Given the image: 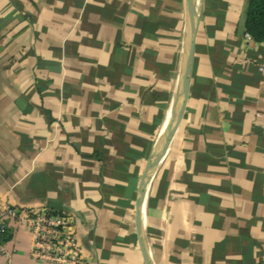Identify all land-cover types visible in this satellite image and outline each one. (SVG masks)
<instances>
[{
	"label": "crops",
	"instance_id": "0c3cea01",
	"mask_svg": "<svg viewBox=\"0 0 264 264\" xmlns=\"http://www.w3.org/2000/svg\"><path fill=\"white\" fill-rule=\"evenodd\" d=\"M247 0H195L181 120L153 165L151 264L264 261V43ZM187 0H0V203L73 215L87 264H146L136 201L181 86ZM0 264H47L7 220Z\"/></svg>",
	"mask_w": 264,
	"mask_h": 264
},
{
	"label": "built area",
	"instance_id": "2783aa9c",
	"mask_svg": "<svg viewBox=\"0 0 264 264\" xmlns=\"http://www.w3.org/2000/svg\"><path fill=\"white\" fill-rule=\"evenodd\" d=\"M244 38L252 40L245 32ZM264 84V62L257 65ZM264 131V108L255 112ZM25 225L31 234V256L47 264H87L81 255L73 215L54 213L47 208L17 209L0 203V234L7 229V220ZM1 247V244H0Z\"/></svg>",
	"mask_w": 264,
	"mask_h": 264
},
{
	"label": "water",
	"instance_id": "95a60500",
	"mask_svg": "<svg viewBox=\"0 0 264 264\" xmlns=\"http://www.w3.org/2000/svg\"><path fill=\"white\" fill-rule=\"evenodd\" d=\"M187 9H188V16H189V28H188V39H187V48H186V57H185V65L183 70V76L181 81V86L179 89L178 96L175 100L171 118L163 135V138L151 153L146 169L143 173L141 178L139 189H138V196L136 201V229H137V236L139 240V245L145 260L146 264H151L148 252L146 248V244L143 238L142 232V223H141V208L143 205V199L145 195L146 185L149 180V175L151 169L155 162L157 161L158 157L162 153V151L167 146L170 138L172 137L175 129L177 128L186 103L187 94L189 90V82L191 77L192 71V62H193V53H194V42H195V35L197 32L198 22H199V15L196 8L195 0H187Z\"/></svg>",
	"mask_w": 264,
	"mask_h": 264
},
{
	"label": "trees",
	"instance_id": "16d2710c",
	"mask_svg": "<svg viewBox=\"0 0 264 264\" xmlns=\"http://www.w3.org/2000/svg\"><path fill=\"white\" fill-rule=\"evenodd\" d=\"M244 27L254 41L264 43V0H247ZM6 239L7 230L0 234V244Z\"/></svg>",
	"mask_w": 264,
	"mask_h": 264
}]
</instances>
